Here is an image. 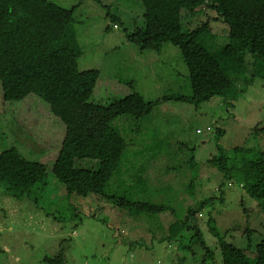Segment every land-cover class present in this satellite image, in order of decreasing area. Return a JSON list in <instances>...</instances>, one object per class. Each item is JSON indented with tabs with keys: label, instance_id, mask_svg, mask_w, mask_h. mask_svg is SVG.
Listing matches in <instances>:
<instances>
[{
	"label": "rangeland",
	"instance_id": "obj_1",
	"mask_svg": "<svg viewBox=\"0 0 264 264\" xmlns=\"http://www.w3.org/2000/svg\"><path fill=\"white\" fill-rule=\"evenodd\" d=\"M51 1L75 9V28L83 49L79 69L99 70L90 101L102 106L82 104L71 124L64 125L36 94L5 101L0 81V153L17 149L22 159L40 164L35 169L47 166L41 181L22 198L13 195L20 193L19 188L9 194L0 187V264H47L45 258L59 254H63L62 264H201L203 256L194 244L193 229L184 227L169 241L148 230L173 222L187 213L184 207L211 195H216L214 202L193 218L214 251L215 262L208 264H223V242L247 249L255 260L256 245L264 234V201L250 196L235 179L224 180L219 189L220 173L208 159L222 151L229 153L237 145L255 142L264 149L261 55L245 52L226 24L212 21L213 35L205 48L220 66L231 103H224L219 96L201 103L165 99L166 95L192 93L191 73L180 49L166 43L160 51L141 50L128 40L126 31H176L179 10L187 8L183 0ZM231 3L236 15L261 16L260 0ZM108 10L119 19L118 24L111 21ZM208 15L215 17L216 13L201 9L191 26L197 27ZM213 71L208 78L217 85ZM204 72H199V77ZM133 91L158 102L146 117L125 116L114 121L126 138V148L122 172L113 178V186L123 188L122 181L131 182V174L135 177L139 172L155 190L152 199L175 208L171 209L175 210L174 219L168 215L171 211L151 221L148 216L132 217L104 197L69 194L52 172L60 141L101 131L107 117L104 103ZM217 126L225 129L219 138ZM253 128L257 134L251 136ZM88 161H83L85 166ZM191 162L197 163L200 174L194 195L189 186ZM145 164L144 174L140 169ZM211 216L214 224L209 226ZM187 244L191 247L185 248Z\"/></svg>",
	"mask_w": 264,
	"mask_h": 264
},
{
	"label": "trees",
	"instance_id": "obj_2",
	"mask_svg": "<svg viewBox=\"0 0 264 264\" xmlns=\"http://www.w3.org/2000/svg\"><path fill=\"white\" fill-rule=\"evenodd\" d=\"M183 2L188 9L180 8L176 31L127 30L126 37L141 50L160 51L166 43L180 49L191 73L189 79L192 93L166 95L165 99L174 97L201 103L219 96L224 103H231L226 85L219 74L220 66L206 52L205 46L213 35L211 23L221 21L226 24L232 37L239 39L245 52L258 53L264 59V0H260V17L236 15L231 0ZM201 9L212 10L216 16L208 15L200 25L192 27V19ZM74 10V7L66 8L51 0H0V81L4 100L20 101L29 94H36L49 104L53 114L64 125L71 124L82 104L101 105L90 101L99 78V70L79 69L78 60L83 49L77 37ZM108 14L114 25L118 24L119 19L110 11ZM212 69L215 71L217 85L208 78ZM202 71H205L202 74L204 76L199 77L198 73ZM157 102L146 100L142 94L133 91L104 103L107 117L101 131L88 136H66L60 141L52 166L54 177L64 183L69 194L91 196V199L96 196L104 197L132 217L148 216L151 221L153 217L168 214L174 207L159 199L154 201L151 195L155 190L144 182V175L139 172L135 173V177L131 174V182L123 180V188H115L112 181L117 173L120 175L122 172L126 148V138L114 121L125 116L133 119L146 117L151 114ZM198 130L203 132L200 128ZM215 132L219 138L225 134V129L217 126ZM256 132L253 128L251 136ZM254 144L255 142L234 146L231 152L215 154L208 162L220 173L222 181L219 189L225 181L235 179L250 196L264 201V149ZM1 153L0 187L9 194L19 188L20 193L13 194L18 198L27 195L30 190L28 188L41 181L47 172L46 165H41L40 171L39 168L35 169L40 164L22 159L17 149L14 152L5 149ZM84 160H89L86 166ZM196 164L191 162V195L196 191V181L200 176ZM146 165L140 166L144 174L147 171ZM215 199L216 195H211L195 205L184 207L187 213L182 217L177 218L173 214L175 210H172L168 215L173 219L176 217L173 222L152 226L148 232L157 231L161 240L169 241L184 227L193 229L195 248L201 252L200 257L203 256L200 263L215 262L214 251L204 239L200 226L193 223V218L203 214L202 209ZM208 224H214L212 216ZM189 247L191 246L187 244L185 248ZM220 248L223 264H264V234L256 245L255 260H252L247 249L239 248L233 243L223 242ZM44 261L47 264H62L63 254L47 257Z\"/></svg>",
	"mask_w": 264,
	"mask_h": 264
},
{
	"label": "clouds",
	"instance_id": "obj_3",
	"mask_svg": "<svg viewBox=\"0 0 264 264\" xmlns=\"http://www.w3.org/2000/svg\"><path fill=\"white\" fill-rule=\"evenodd\" d=\"M199 131V130H198Z\"/></svg>",
	"mask_w": 264,
	"mask_h": 264
}]
</instances>
